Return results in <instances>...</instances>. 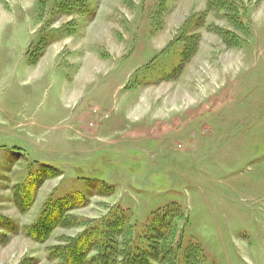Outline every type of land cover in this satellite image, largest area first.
I'll return each mask as SVG.
<instances>
[{"label":"rangeland","instance_id":"rangeland-1","mask_svg":"<svg viewBox=\"0 0 264 264\" xmlns=\"http://www.w3.org/2000/svg\"><path fill=\"white\" fill-rule=\"evenodd\" d=\"M207 2L0 0V264H264V0Z\"/></svg>","mask_w":264,"mask_h":264},{"label":"trees","instance_id":"trees-1","mask_svg":"<svg viewBox=\"0 0 264 264\" xmlns=\"http://www.w3.org/2000/svg\"><path fill=\"white\" fill-rule=\"evenodd\" d=\"M238 3L241 5V0H208L207 10L215 11V12L222 11L221 15L226 17L229 23H232L238 29H242L243 24L242 22H240L238 18L240 16L239 7L237 5ZM215 29L220 34L223 40L227 42L230 41L228 40V37L233 35L231 31H229L228 29L219 28V27H215ZM187 54H188V49H185V51L183 52V56H182L183 60L186 58ZM60 207L61 206H58L57 208L56 206L52 210H48L44 208V210H42L40 217L38 218L36 223H34L32 227L30 228L31 233L36 235V237H42L40 235H43L46 229H49L52 226H55L61 216V212H60L61 209H59ZM166 221L167 220L165 217H157L153 221V226L151 230H152V233L154 231L153 234H155L156 232V237L155 238L153 237L154 238L153 239L151 236L152 241H154L153 243H151V246L154 247L155 250L157 247L156 241H161V240L165 241L167 238H169L170 231L167 232L162 227V225L165 224L166 227L168 226L169 230H172L171 226H169ZM118 223L120 224V230H121L122 221L120 220V222ZM90 237H91V234L83 232L73 241L74 243H72L70 246L66 248L65 247L62 248L61 250L62 252L65 250L68 251L64 258H66V260L69 261L70 264L83 263L84 256L86 255V252L89 249L88 247L90 245L89 243ZM125 246L126 245H124L123 250L120 251V264H152L149 261V258L146 255H144L145 253L144 254H133L132 252L125 249L126 248ZM101 247L103 249L99 247L97 248L99 252V256L101 258V259H97V261L99 262L98 264H112L113 259H114L113 253L110 254L106 251H103L105 248L104 246H101ZM168 251H169L168 249L164 248L163 253L168 254ZM164 254L163 256L165 257ZM163 256H160L159 258L160 261L161 259H163L162 258Z\"/></svg>","mask_w":264,"mask_h":264}]
</instances>
